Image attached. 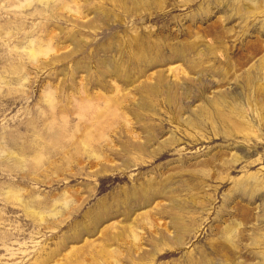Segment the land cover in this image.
<instances>
[{
	"label": "rangeland",
	"instance_id": "1",
	"mask_svg": "<svg viewBox=\"0 0 264 264\" xmlns=\"http://www.w3.org/2000/svg\"><path fill=\"white\" fill-rule=\"evenodd\" d=\"M263 67L264 0H0V264H264Z\"/></svg>",
	"mask_w": 264,
	"mask_h": 264
},
{
	"label": "bare ground",
	"instance_id": "2",
	"mask_svg": "<svg viewBox=\"0 0 264 264\" xmlns=\"http://www.w3.org/2000/svg\"><path fill=\"white\" fill-rule=\"evenodd\" d=\"M149 47V46H148ZM147 47V48H148ZM144 48H145V46H144ZM149 49V48H148ZM144 50H146V49H144ZM147 51V50H146ZM140 52H142V51H140ZM139 52V53H140ZM144 52V51H143ZM142 52V53H143ZM150 53V52H149ZM145 54H146V52H145ZM143 55V57H145L144 56V54H142ZM142 58V57H141ZM146 59V58H145ZM147 62V61H146ZM149 63V62H148ZM262 67V66H261ZM264 68V67H263ZM253 80H255V79H253ZM252 83L254 84V81H252ZM162 87H163V85H161ZM258 87H260V86H258ZM166 88L167 87H165V89L164 90H166ZM261 88H263V87H260V88H257L255 91H254V93L253 94H251V93H249V96H248V100L251 102V100H253V96H254V99L256 100V101H263L264 102V89H261ZM167 91V90H166ZM172 93V92H171ZM163 94V93H162ZM173 94V93H172ZM171 94V95H172ZM177 95V94H176ZM253 102H255V101H253ZM214 114V113H213ZM222 115V114H221ZM224 117V116H223ZM215 118V117H214ZM215 120V119H214ZM164 186V185H163ZM161 190V189H160ZM150 191V190H149ZM151 193V192H150ZM145 197V196H144ZM17 198V197H16ZM146 198V197H145ZM144 198V199H145ZM145 200H147V199H145ZM145 200H142V203L143 202H145ZM119 203V202H118ZM41 205V204H40ZM102 205V204H101ZM103 205H105V202L103 203ZM100 206V205H99ZM102 207V206H101ZM105 208V207H104ZM108 208V207H107ZM99 209V208H98ZM101 211H102V209H101ZM101 211H99V212H101ZM106 211V210H105ZM109 211V210H108ZM130 211V210H129ZM96 212H98V211H96ZM105 214V213H104ZM88 216V215H87ZM93 216V215H92ZM102 214L101 213H99V214H96L95 216H93V218H92V220H93V224H96L97 223V221H99L101 218H102ZM105 217V216H104ZM90 225V224H89ZM92 225V224H91ZM93 226H95V225H93ZM90 228V227H89ZM88 228V229H89ZM96 228V227H95ZM80 229V228H79ZM94 229V228H93ZM82 230V229H81ZM83 231L85 232L86 230H84L83 229ZM90 231V230H89ZM88 232V231H87ZM133 232V231H132ZM81 233V232H80ZM134 235V234H133ZM135 237V236H134ZM138 237V236H137ZM136 237V238H137ZM178 238V237H177ZM138 239V238H137ZM178 241V240H177ZM132 244H134V243H132ZM136 244V243H135ZM131 245V244H130ZM131 246H133V245H131Z\"/></svg>",
	"mask_w": 264,
	"mask_h": 264
}]
</instances>
